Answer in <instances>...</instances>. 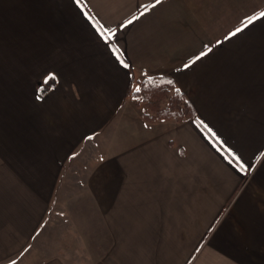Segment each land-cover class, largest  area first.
I'll use <instances>...</instances> for the list:
<instances>
[{
  "label": "crops",
  "instance_id": "0c3cea01",
  "mask_svg": "<svg viewBox=\"0 0 264 264\" xmlns=\"http://www.w3.org/2000/svg\"><path fill=\"white\" fill-rule=\"evenodd\" d=\"M262 12L264 0H0V111L19 109L23 152L51 164L40 178L90 180L81 224L117 244L95 264H264ZM158 76L197 118L143 117L128 92Z\"/></svg>",
  "mask_w": 264,
  "mask_h": 264
},
{
  "label": "rangeland",
  "instance_id": "374dc122",
  "mask_svg": "<svg viewBox=\"0 0 264 264\" xmlns=\"http://www.w3.org/2000/svg\"><path fill=\"white\" fill-rule=\"evenodd\" d=\"M4 102L0 100V107ZM168 103L166 97L162 105ZM8 112L0 111V264L98 263L117 244L101 236L100 228L81 224L85 212L80 207L90 180H79V185L77 180L40 178L43 167L51 164L37 163L35 155L23 152L16 135L19 109ZM259 169L255 185L264 188V163Z\"/></svg>",
  "mask_w": 264,
  "mask_h": 264
},
{
  "label": "trees",
  "instance_id": "16d2710c",
  "mask_svg": "<svg viewBox=\"0 0 264 264\" xmlns=\"http://www.w3.org/2000/svg\"><path fill=\"white\" fill-rule=\"evenodd\" d=\"M134 80V78H133ZM54 82H47L41 88V94H46ZM128 95L136 99L138 105L145 104L143 117L150 122L174 119L182 121L186 118H197L193 104L185 93L178 88L175 80L167 76L149 77L140 81L139 91L130 88ZM169 97V103L162 105V101Z\"/></svg>",
  "mask_w": 264,
  "mask_h": 264
},
{
  "label": "snow or ice",
  "instance_id": "6c2138e0",
  "mask_svg": "<svg viewBox=\"0 0 264 264\" xmlns=\"http://www.w3.org/2000/svg\"><path fill=\"white\" fill-rule=\"evenodd\" d=\"M161 2V0H155L156 4H159ZM155 5H146L145 8H149V7H154ZM143 14V13H142ZM260 17H264V12L260 13ZM259 17L253 16L252 18L249 19L248 23L251 24L254 20L258 19ZM135 19V18H134ZM132 21H129V23H131ZM237 32L241 31V29H237ZM235 34V33H233ZM197 59H199V57H197ZM185 67H187V65H185ZM137 91H139V89H137ZM241 167V170H243L244 166L243 164L239 165Z\"/></svg>",
  "mask_w": 264,
  "mask_h": 264
}]
</instances>
